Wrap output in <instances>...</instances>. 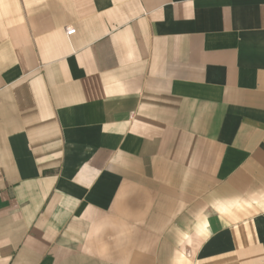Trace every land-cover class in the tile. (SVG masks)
<instances>
[{
  "label": "crops",
  "instance_id": "obj_1",
  "mask_svg": "<svg viewBox=\"0 0 264 264\" xmlns=\"http://www.w3.org/2000/svg\"><path fill=\"white\" fill-rule=\"evenodd\" d=\"M0 264H264V0H0Z\"/></svg>",
  "mask_w": 264,
  "mask_h": 264
},
{
  "label": "built area",
  "instance_id": "obj_2",
  "mask_svg": "<svg viewBox=\"0 0 264 264\" xmlns=\"http://www.w3.org/2000/svg\"><path fill=\"white\" fill-rule=\"evenodd\" d=\"M75 33V29L74 28H67L66 29V31H65V34H66V36H71V35H73Z\"/></svg>",
  "mask_w": 264,
  "mask_h": 264
}]
</instances>
